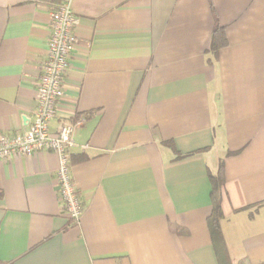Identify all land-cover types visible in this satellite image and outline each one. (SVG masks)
Returning a JSON list of instances; mask_svg holds the SVG:
<instances>
[{"label":"crops","instance_id":"crops-1","mask_svg":"<svg viewBox=\"0 0 264 264\" xmlns=\"http://www.w3.org/2000/svg\"><path fill=\"white\" fill-rule=\"evenodd\" d=\"M63 1L77 42L48 125L84 118L69 151L83 210H62L54 152L0 160V264H220V161L224 264H264V0H0V134L29 126Z\"/></svg>","mask_w":264,"mask_h":264},{"label":"built area","instance_id":"built-area-1","mask_svg":"<svg viewBox=\"0 0 264 264\" xmlns=\"http://www.w3.org/2000/svg\"><path fill=\"white\" fill-rule=\"evenodd\" d=\"M75 22L69 1L56 3L49 10L47 57L40 65L36 81V109L23 133L14 136L0 134V160L30 155L37 151H50L57 155V196L62 210L73 223L79 222L83 208L71 175L69 151L75 145L74 127L84 118L81 117L75 123L61 122L54 132L49 131L48 123L55 117L59 102L64 96V75L68 58L77 42Z\"/></svg>","mask_w":264,"mask_h":264},{"label":"trees","instance_id":"trees-1","mask_svg":"<svg viewBox=\"0 0 264 264\" xmlns=\"http://www.w3.org/2000/svg\"><path fill=\"white\" fill-rule=\"evenodd\" d=\"M227 43L225 33L223 27L218 24L213 29L212 40H211V48L219 49L225 46ZM211 183V192H210V200H211V213L207 217V225L210 230L213 243L215 245V249L217 252V257L220 264H224L225 262H229V257L225 252L224 240L221 234L220 228V220L222 219V211H221V198L223 194V185H224V177L222 172V161L219 162V171L216 175L210 176ZM224 252V256L222 255Z\"/></svg>","mask_w":264,"mask_h":264}]
</instances>
